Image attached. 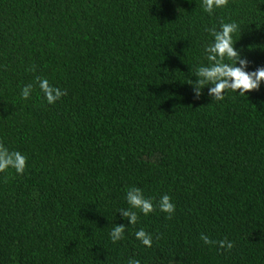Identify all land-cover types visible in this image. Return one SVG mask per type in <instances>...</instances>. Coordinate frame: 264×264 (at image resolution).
<instances>
[{
  "label": "trees",
  "instance_id": "trees-1",
  "mask_svg": "<svg viewBox=\"0 0 264 264\" xmlns=\"http://www.w3.org/2000/svg\"><path fill=\"white\" fill-rule=\"evenodd\" d=\"M233 22L264 67V0H0V145L26 157L0 172V264H264V81L221 100L196 83L209 30Z\"/></svg>",
  "mask_w": 264,
  "mask_h": 264
},
{
  "label": "clouds",
  "instance_id": "clouds-1",
  "mask_svg": "<svg viewBox=\"0 0 264 264\" xmlns=\"http://www.w3.org/2000/svg\"><path fill=\"white\" fill-rule=\"evenodd\" d=\"M227 0H202V8L205 12L211 13L213 8H219L225 5ZM237 30L236 23H222L219 30L213 28L209 30L212 36V42L204 49L206 53L207 65H201L196 75V83L200 87L212 85L208 88V95L215 100L223 99V93L226 90H232L239 94L245 95L246 92L257 89L261 82L264 81V67H257L255 71H249L248 60L242 58L240 51L234 47L233 34ZM230 61V62H226ZM31 85H27L21 90V97L27 99L31 91ZM39 88L44 94L47 103L52 104L58 100L62 93L59 89L51 87L46 79H39ZM199 95V92L196 93ZM26 164V157L20 152H10L3 145H0V172L7 169H14L17 174L23 173ZM127 203L131 208L139 209L141 213L147 215L153 210L151 200L145 198L138 188H131L125 194ZM159 210L164 213L172 214L174 204L168 195H163L159 199ZM122 215L127 218L128 224H134L137 215L133 211L123 210ZM124 226H114L109 233L110 239L115 242L122 239ZM136 239L140 240L144 246H151V237L143 229L136 231ZM201 239L207 244L210 241L207 237L201 236ZM221 247L231 248V243L225 245L224 241L220 242ZM130 264H136L135 261Z\"/></svg>",
  "mask_w": 264,
  "mask_h": 264
}]
</instances>
